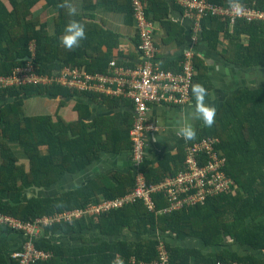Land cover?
<instances>
[{
    "label": "trees",
    "instance_id": "1",
    "mask_svg": "<svg viewBox=\"0 0 264 264\" xmlns=\"http://www.w3.org/2000/svg\"><path fill=\"white\" fill-rule=\"evenodd\" d=\"M38 1L41 0H0V75H7L13 68L28 62L38 73H51L65 66L103 72L111 59L117 55L116 58L123 57L116 51L119 34L104 28L103 20L94 21L92 10L102 7L116 11L125 16L126 23H131L134 21L133 0H81L82 10L75 13L70 12L72 8L67 5V0H42L54 10V31L51 34L46 30L47 24L42 23L32 10ZM144 1L147 3L146 16L166 28L165 40L175 39L178 45H182L184 29L170 19L171 7L167 0ZM209 1L221 5L240 2L264 9V0ZM72 20L84 25L85 38L67 49L59 38L65 25ZM200 24L202 37L210 47H215L223 32L228 37V47L233 49H228L231 51L229 58L244 66L264 65L263 21L237 19L232 26L228 18L207 14L200 18ZM241 34L247 36V42ZM26 56L30 59H25ZM162 65L173 71L181 69L177 60L174 65ZM194 65L196 72L192 84L201 83L208 92L211 84L207 66L196 53ZM34 95L60 96L61 99L53 114L30 115L25 110L24 98ZM78 95L97 99L99 94L58 84L0 88L1 192H19L32 185L49 187L66 173L85 170L102 152L130 153L133 147L129 137L132 110L122 112L124 114L118 118L124 121L122 126L115 123L120 111L87 121L92 114L89 104L76 100L74 108L78 117L67 120L59 109L65 104L64 98ZM108 98L106 104L109 108L117 107L120 103L117 101H122L115 96ZM207 136L218 139L215 148L225 156L224 173L234 182L230 190L208 195L203 202L165 213L161 209L168 205V201L162 192H157L153 196L154 210H149L142 200L136 199L99 214L54 222L44 226L42 237L35 241L38 248L50 251L51 256L31 264H140L156 257L160 236L166 240L171 260L179 264L216 260L264 264V86L245 87L228 97L218 108L213 124L210 127L202 125L195 138L187 143ZM12 143L19 145L22 157ZM185 145L174 153L166 152L154 164L141 166L146 181L156 183L180 171ZM44 146L45 152L42 151ZM134 185L133 170L99 173L54 195L32 196L19 203H7L0 198V212L23 222H33L37 217L55 211L120 197ZM10 230L9 226L0 223V264H16L11 257L15 241L9 239ZM50 234H70L71 239H79L80 243L52 242L47 237ZM192 238L199 239L207 251L191 244ZM229 240L248 245L257 252L239 254L230 249ZM132 257L134 263L130 262Z\"/></svg>",
    "mask_w": 264,
    "mask_h": 264
},
{
    "label": "built area",
    "instance_id": "2",
    "mask_svg": "<svg viewBox=\"0 0 264 264\" xmlns=\"http://www.w3.org/2000/svg\"><path fill=\"white\" fill-rule=\"evenodd\" d=\"M184 8L185 14L195 19V25L200 26V18L207 14L228 18L233 24L237 19L264 22V9L245 6L240 2L231 1L228 4H217L209 0H175ZM134 21L140 38L138 50L142 60L135 68L119 65L112 59L108 71L113 73L112 80L116 82L114 93H121L130 98L133 103V125L130 136L133 141L131 149L132 161L136 166L135 185L125 195L114 199H102L91 202L84 207L55 211L51 214L37 217L33 222H23L11 215L0 212V223L13 230L22 231L24 240L19 250L12 252L11 257L16 264H31L47 259L50 251L36 247L35 237L38 231L46 225L59 221H69L84 215H94L121 206L128 201L142 200L149 210L155 209L153 194L162 192L168 205L161 212H170L203 202L208 195L228 191L234 184L224 173L225 156L215 148L216 137L207 136L186 146L183 167L175 175L165 177L157 183H148L141 171V165L146 155L148 134L156 126L149 122L147 112L152 103L185 104L190 99V89L196 68L194 51L189 48L183 51L180 59L181 69L177 72L158 66L156 60L155 27L153 21L146 16L143 0H133ZM33 50V47H30ZM107 73V72H106ZM109 82V75L90 73L74 66H65L54 72L35 71L31 62L17 66L7 75H0V88L20 86L24 84H58L80 91H93L103 88ZM203 153V155L201 154ZM165 239L159 237L156 245V257L140 264H179L171 260ZM131 263L135 258L130 259ZM118 264V263H117ZM198 264H247L237 260H216L211 263Z\"/></svg>",
    "mask_w": 264,
    "mask_h": 264
},
{
    "label": "crops",
    "instance_id": "3",
    "mask_svg": "<svg viewBox=\"0 0 264 264\" xmlns=\"http://www.w3.org/2000/svg\"><path fill=\"white\" fill-rule=\"evenodd\" d=\"M145 7L147 3L143 0ZM170 5V19L175 21L176 23L183 26V44L178 45L175 39L165 40L167 36L166 28L158 21H153V25L155 27V43L157 47L156 51V60L158 62V66L160 68L166 70H172L171 68H164L162 64L171 65L175 63L177 60V65L180 66V56L183 54V51L191 48L194 53H196L200 58H202L207 66V76L208 80L211 84V89L208 91V95L205 98V103L212 105L215 107L216 112L220 105L231 95L237 93L240 89L249 87L256 88L260 86H264V65H254V66H244L240 63H236L235 60L229 58L228 53H231L233 49L228 47V37L221 32V35L218 38V42L215 44V47H210L208 42L202 37V26L200 24L199 27L195 25V19L187 16L185 14L184 8L175 2V0H167ZM176 3L177 5H175ZM67 5L70 8H74L75 11L82 10V1L81 0H67ZM248 6V5H245ZM255 7V6H252ZM257 8V7H255ZM261 9V8H257ZM32 10L36 12L39 16V19L42 23H46V30L49 34L54 31V24L52 22L54 10L52 7L46 5L45 2L38 1L34 4ZM93 12V20L96 22H100L103 20V27L113 30L119 34V43L116 47V51L120 52L123 56L122 58H114L116 62L124 67L135 68L138 63L142 60V54L138 50V42L139 35L137 32V28L135 25V21L131 23L125 22V16L122 13L104 10L102 7H96ZM244 19V18H242ZM247 20V19H244ZM248 21V20H247ZM232 25V24H231ZM233 26V25H232ZM232 28H229L231 30ZM244 42H247V36L241 34ZM230 48L231 51H228ZM227 49V52H226ZM235 51V50H234ZM226 54V55H225ZM112 60V59H111ZM110 60V61H111ZM109 61V62H110ZM109 65V63H108ZM78 67V66H77ZM181 67V66H180ZM84 69L83 67H80ZM108 66L106 71L100 72L97 71L95 73H103L109 75V82L101 89H95L91 91L92 93L99 94L97 99L87 96V95H78L67 97L65 99L64 106L60 107L59 112L61 115L67 119L72 120L78 117V112L74 108V104L76 100L81 102H87L91 109V117L87 118V121L98 117V116H106L113 115L116 112L120 111L119 116L115 119V123L117 125L122 126L124 121L118 119L123 115L124 111L132 110L133 113V103L132 100L121 93H114L116 88V82L112 80L113 73L108 71ZM107 72V73H106ZM177 72V71H175ZM94 73V72H90ZM80 91V90H78ZM103 95V97H102ZM118 97V99L122 101L117 107L109 108L106 102L110 99L108 97ZM31 98H40L39 105L46 110L40 114H53L57 107L58 103L61 99L60 96H47V95H34V96H25L24 98V106L27 104V100ZM102 98H108L107 100H103ZM193 98H191L185 104H172V103H152L150 104V108L147 112V117L149 122L156 126L155 130H151L148 134V138L146 141V155L144 158V162L141 165L142 168L148 164L156 163L166 152L171 151L172 153L177 151V148L185 145L184 152H186V146L189 140H184L183 138L176 135L175 129L176 127L184 122H190L192 126L195 128L196 132L203 125L202 121L190 118L186 121V117L188 116V106L193 103ZM132 104V105H131ZM36 105V104H35ZM38 105V104H37ZM31 109H35L30 106ZM29 114V113H27ZM35 114V112H31L30 115ZM133 125V121L131 127ZM129 129V137L130 130ZM217 138V137H216ZM131 139V138H130ZM132 140V139H131ZM13 148L17 151V154L21 151L19 145L13 144ZM46 147L42 148V151L45 152ZM22 152V151H21ZM186 154V153H185ZM185 159V156H184ZM22 160L27 163V160L22 158ZM184 162V160H183ZM136 166L132 161L131 151L122 152V153H109L102 152L96 160L90 166H88L85 170L76 172V173H66L64 174L56 183L46 188L44 194L54 195L55 193H59L61 190L71 189L79 185L81 182L88 180L92 176L110 172V171H120L127 172L129 170H133L135 173ZM170 176V175H168ZM165 176V177H168ZM157 183V182H156ZM32 186L23 189L19 192L14 191H0V198L3 199L7 203H19L23 201H27L33 195L34 189ZM43 187V186H41ZM32 193L29 197L28 194ZM43 193H39V195H44ZM155 196V193L153 194ZM44 227V226H43ZM42 227V228H43ZM38 231V235L35 237L34 241L40 239L42 237L43 229ZM70 234H50L47 236L52 242L56 243H68L70 245L79 244L80 240L71 239ZM9 239L15 241V245L11 247V251L18 250L22 247V242L24 240V235L22 231H17L11 229L9 234ZM231 245L230 249L237 251L239 254L257 252L253 250L248 245H241L234 240H229ZM35 243V242H34ZM190 243L202 247L204 251H207V248L200 242L199 239H190ZM20 247V248H19ZM37 247V246H36ZM12 254V253H11Z\"/></svg>",
    "mask_w": 264,
    "mask_h": 264
},
{
    "label": "clouds",
    "instance_id": "4",
    "mask_svg": "<svg viewBox=\"0 0 264 264\" xmlns=\"http://www.w3.org/2000/svg\"><path fill=\"white\" fill-rule=\"evenodd\" d=\"M70 12L75 13V9H70ZM84 38V25L72 20L65 25L64 33L59 39L65 48L71 49ZM191 94L194 102L188 106L186 121L195 118L202 121L204 126L210 127L213 124L216 109L214 106L205 103V98L208 95L207 89L201 83L196 82L191 85ZM175 132L177 136L184 140H192L196 136V130L190 122L179 124Z\"/></svg>",
    "mask_w": 264,
    "mask_h": 264
},
{
    "label": "rangeland",
    "instance_id": "5",
    "mask_svg": "<svg viewBox=\"0 0 264 264\" xmlns=\"http://www.w3.org/2000/svg\"><path fill=\"white\" fill-rule=\"evenodd\" d=\"M40 101H41L40 98H31V99H28L27 100V104H25V110H26V112L29 113V114L31 112H35V114L43 113L46 110V108H43L42 106L39 105ZM31 105L35 109H31L30 108ZM18 155L22 157V152L20 151L18 153Z\"/></svg>",
    "mask_w": 264,
    "mask_h": 264
},
{
    "label": "water",
    "instance_id": "6",
    "mask_svg": "<svg viewBox=\"0 0 264 264\" xmlns=\"http://www.w3.org/2000/svg\"><path fill=\"white\" fill-rule=\"evenodd\" d=\"M25 59H30V57L26 56ZM31 188L34 189L33 195H39V193H43L44 194V191H46V188L41 187V186H37V185H32ZM31 195H32V193L29 192L28 196L30 197ZM47 195H51V194H47Z\"/></svg>",
    "mask_w": 264,
    "mask_h": 264
}]
</instances>
